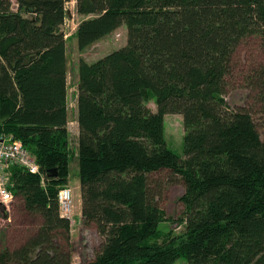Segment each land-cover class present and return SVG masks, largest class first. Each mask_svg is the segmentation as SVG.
I'll return each instance as SVG.
<instances>
[{
  "label": "trees",
  "instance_id": "obj_1",
  "mask_svg": "<svg viewBox=\"0 0 264 264\" xmlns=\"http://www.w3.org/2000/svg\"><path fill=\"white\" fill-rule=\"evenodd\" d=\"M67 2L0 0V137L20 140L47 179L10 167V190L39 223L0 264H73L72 221L58 203L72 159L83 223L102 238L89 264H264V139L254 105L225 95L237 48L253 36L264 47V0H77L80 51L123 24L128 43L80 58L74 108ZM248 77L263 117L264 62ZM167 113L184 120V156L166 143ZM168 169L184 182L180 232L159 227L175 223L153 177Z\"/></svg>",
  "mask_w": 264,
  "mask_h": 264
},
{
  "label": "rangeland",
  "instance_id": "obj_2",
  "mask_svg": "<svg viewBox=\"0 0 264 264\" xmlns=\"http://www.w3.org/2000/svg\"><path fill=\"white\" fill-rule=\"evenodd\" d=\"M77 0H69L67 2V8L70 11V15L66 18L63 30L66 33V37H71L68 44V56L70 74L69 90L71 106L74 108L77 104L75 99V78H78L77 64L81 57H85L89 62H95V60L105 57L108 53L116 51L117 49L127 45L128 41V29L127 25L123 24L116 29V32L105 36L104 39L94 43V45L86 48L84 51H80L79 44H77V37H74V33L81 22L83 16L79 15L76 10ZM73 37V38H72ZM233 69L232 79H229V85L226 88L225 95L228 102L234 105H244L252 103L254 110L252 111L257 121V128L259 129L262 138L264 139V115L260 117V105H255L252 97L248 93L253 92V84L251 80H245L244 75H251L252 70L258 64L264 62V47H262L261 39L259 36H253L245 39L243 43L237 48V51L233 56ZM75 69V70H73ZM256 85V84H254ZM250 95H253L250 93ZM248 100V102H246ZM246 102V103H245ZM148 107L151 110H157L155 101L149 102ZM165 139L169 147L176 153L184 156V143L183 138L185 135L184 120L180 113H167L165 118ZM74 125L71 124V134L74 135ZM72 144H74V136L72 137ZM71 175L69 178V185L73 192V216L75 223L73 226V238L77 241L74 243L75 253L73 256V264H89L94 257L95 248H97L102 238L100 237L97 227L94 224L86 226L84 223L79 227V200L80 189L78 188L79 182V161L78 159H72L70 165ZM9 180H10V170ZM157 181L160 194L158 201L160 206L164 209L167 217H173L175 223L172 221L163 220L159 224L162 231L167 232L171 228H174L176 232L182 231L183 224H178V218L184 215L185 205L180 197L184 194V182L182 177L173 175L168 170L158 171L153 176ZM4 210L0 209L4 215H0V252L4 249H15L20 246L24 240L30 236L37 227L38 221L31 217L23 205L22 198L16 197L10 203L9 207ZM38 223H37V222ZM72 236V235H71ZM173 264H188L187 257L183 256L176 260Z\"/></svg>",
  "mask_w": 264,
  "mask_h": 264
},
{
  "label": "built area",
  "instance_id": "obj_3",
  "mask_svg": "<svg viewBox=\"0 0 264 264\" xmlns=\"http://www.w3.org/2000/svg\"><path fill=\"white\" fill-rule=\"evenodd\" d=\"M12 165L26 168L29 172L39 173L41 182L45 184L46 174L40 172V167L34 156L24 148L20 140L16 141L11 136L0 137V204L9 207L15 199L13 192L9 188L8 170ZM58 203L60 205V214L73 221V192L69 185H66L58 191ZM74 222V221H73Z\"/></svg>",
  "mask_w": 264,
  "mask_h": 264
},
{
  "label": "crops",
  "instance_id": "obj_4",
  "mask_svg": "<svg viewBox=\"0 0 264 264\" xmlns=\"http://www.w3.org/2000/svg\"><path fill=\"white\" fill-rule=\"evenodd\" d=\"M77 89V85L75 84V90ZM77 91V90H76ZM71 124H73L74 125V143L75 142H77V140H78V135H79V132H80V126H79V124H78V122H77V120L76 119H74L73 121H71V122H69V130H70V132H71ZM71 136H72V134H71ZM72 136V137H73ZM78 188L80 189V184L78 185ZM80 193V192H79ZM81 193H80V200H79V204H80V206H79V216H80V220H79V223L77 222V224H79V227H81V224L83 223V217L81 216V214H82V204H81V202H82V198H81ZM74 221V222H73ZM72 221V226H71V228H72V236H71V239H72V243H73V245H74V243L75 242H77L74 238H73V226H75L74 225V223H75V220H73ZM74 249H75V246H74ZM75 253V252H74Z\"/></svg>",
  "mask_w": 264,
  "mask_h": 264
},
{
  "label": "water",
  "instance_id": "obj_5",
  "mask_svg": "<svg viewBox=\"0 0 264 264\" xmlns=\"http://www.w3.org/2000/svg\"><path fill=\"white\" fill-rule=\"evenodd\" d=\"M67 1H69V0H67ZM48 175H49L50 178L57 177L58 176V171L55 168H53V169L49 170Z\"/></svg>",
  "mask_w": 264,
  "mask_h": 264
}]
</instances>
